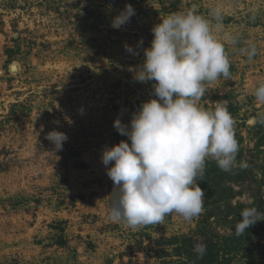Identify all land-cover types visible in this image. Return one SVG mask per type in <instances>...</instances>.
<instances>
[{"label": "rangeland", "instance_id": "rangeland-1", "mask_svg": "<svg viewBox=\"0 0 264 264\" xmlns=\"http://www.w3.org/2000/svg\"><path fill=\"white\" fill-rule=\"evenodd\" d=\"M127 4L135 15L113 29ZM217 7L224 30L213 34L231 76L208 84L198 103L232 114L237 166L225 172L206 159L197 179L204 210L190 222L173 213L136 229L113 223L101 156L131 143L114 121L130 126L140 105L157 99L155 81L134 78L151 30L177 12L211 20ZM262 83L264 0H0V264H264V221L234 234L244 208L264 213V124L255 122L264 104L253 95ZM53 130L68 137L62 150L45 139Z\"/></svg>", "mask_w": 264, "mask_h": 264}, {"label": "clouds", "instance_id": "clouds-1", "mask_svg": "<svg viewBox=\"0 0 264 264\" xmlns=\"http://www.w3.org/2000/svg\"><path fill=\"white\" fill-rule=\"evenodd\" d=\"M134 15V8L125 5L112 19L111 27L120 29ZM210 16L211 20L192 11L172 13L151 30V47L144 49V62L134 78L142 83L155 81L152 87L157 99L143 102L132 114L130 126L119 118L114 121L117 132L131 143L122 140L105 147L101 156L106 174L113 181L108 217L113 223L136 229L162 224L173 213L190 222L204 210L205 193L197 179L204 175L206 159H214L225 172L237 166L239 143L232 114L222 103L212 110L198 103L208 84L231 76L224 44L213 34L224 30L222 10L213 8ZM226 39L236 43L234 37ZM124 47L133 52L130 46ZM244 51L251 60L257 50L251 46ZM253 95L264 104V83L255 88ZM255 122L264 124V115ZM45 139L59 151L68 137L53 130ZM238 166L248 167L246 162ZM240 216L236 236L264 221V213L256 207L244 208ZM193 252L202 257L206 246L197 244Z\"/></svg>", "mask_w": 264, "mask_h": 264}]
</instances>
